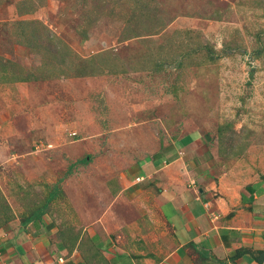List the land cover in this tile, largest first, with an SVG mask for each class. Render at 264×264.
<instances>
[{
	"label": "rangeland",
	"instance_id": "374dc122",
	"mask_svg": "<svg viewBox=\"0 0 264 264\" xmlns=\"http://www.w3.org/2000/svg\"><path fill=\"white\" fill-rule=\"evenodd\" d=\"M191 129L263 173L264 0H0V227L56 191L89 239L107 188Z\"/></svg>",
	"mask_w": 264,
	"mask_h": 264
},
{
	"label": "crops",
	"instance_id": "0c3cea01",
	"mask_svg": "<svg viewBox=\"0 0 264 264\" xmlns=\"http://www.w3.org/2000/svg\"><path fill=\"white\" fill-rule=\"evenodd\" d=\"M217 163L191 129L127 170L118 194L107 188L89 239L61 230L80 212L54 202L38 220L0 227V264H264V171L242 182Z\"/></svg>",
	"mask_w": 264,
	"mask_h": 264
},
{
	"label": "trees",
	"instance_id": "16d2710c",
	"mask_svg": "<svg viewBox=\"0 0 264 264\" xmlns=\"http://www.w3.org/2000/svg\"><path fill=\"white\" fill-rule=\"evenodd\" d=\"M29 9L27 8L26 11H28ZM160 154V153H159ZM57 197V192L56 191H52L46 202L41 205L40 207H38L36 210H34V212L28 216L25 220L22 221V224L23 225H26L28 224L29 222L31 221H34V220H38L40 219L49 209V205L50 203ZM263 254H264V251H261ZM258 260H261L260 258H258Z\"/></svg>",
	"mask_w": 264,
	"mask_h": 264
}]
</instances>
